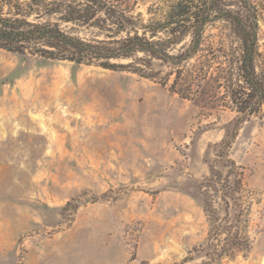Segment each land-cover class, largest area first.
<instances>
[{"label":"rangeland","instance_id":"rangeland-1","mask_svg":"<svg viewBox=\"0 0 264 264\" xmlns=\"http://www.w3.org/2000/svg\"><path fill=\"white\" fill-rule=\"evenodd\" d=\"M233 39L223 21L206 28L208 42ZM234 116L135 73L0 48V264H182L208 230L203 178L226 158L254 192L253 244L218 264H264V104L225 155Z\"/></svg>","mask_w":264,"mask_h":264},{"label":"trees","instance_id":"trees-1","mask_svg":"<svg viewBox=\"0 0 264 264\" xmlns=\"http://www.w3.org/2000/svg\"><path fill=\"white\" fill-rule=\"evenodd\" d=\"M137 2L0 0V48L128 71L167 85L183 99L229 109L235 112L232 127L219 142L220 152H226L240 125L264 104L256 5L252 0H158L145 17L135 10ZM217 21L225 22L234 38L227 46L206 40V28ZM80 26L102 36L82 37L76 33ZM225 161V174L211 169L203 178L208 230L203 244L190 250L182 264L196 257L201 258L196 264H218L252 248L254 192L246 188L241 167Z\"/></svg>","mask_w":264,"mask_h":264}]
</instances>
